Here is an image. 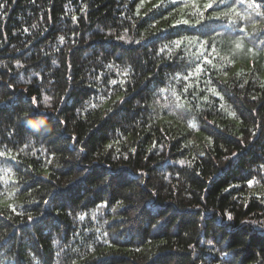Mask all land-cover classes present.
<instances>
[{"label": "trees", "instance_id": "1", "mask_svg": "<svg viewBox=\"0 0 264 264\" xmlns=\"http://www.w3.org/2000/svg\"><path fill=\"white\" fill-rule=\"evenodd\" d=\"M0 3V264H264V7Z\"/></svg>", "mask_w": 264, "mask_h": 264}, {"label": "snow or ice", "instance_id": "2", "mask_svg": "<svg viewBox=\"0 0 264 264\" xmlns=\"http://www.w3.org/2000/svg\"><path fill=\"white\" fill-rule=\"evenodd\" d=\"M5 2H6V0H5ZM241 3H243V0H241ZM252 4L255 7H264V5H255L254 0H252ZM4 7H5V3H0V9H3ZM209 7H211V5H209ZM33 27H35V25H33ZM61 39H63V37H61ZM121 39H123V38H121ZM83 218H84L83 216L80 217V219H83ZM228 219L230 220V219H232V217L228 216Z\"/></svg>", "mask_w": 264, "mask_h": 264}]
</instances>
